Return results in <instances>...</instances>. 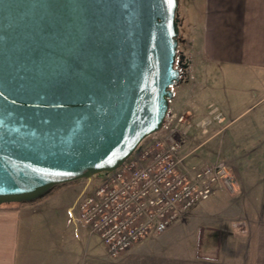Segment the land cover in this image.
I'll use <instances>...</instances> for the list:
<instances>
[{
    "label": "water",
    "instance_id": "water-1",
    "mask_svg": "<svg viewBox=\"0 0 264 264\" xmlns=\"http://www.w3.org/2000/svg\"><path fill=\"white\" fill-rule=\"evenodd\" d=\"M178 0H0V204L118 167L184 71Z\"/></svg>",
    "mask_w": 264,
    "mask_h": 264
},
{
    "label": "crops",
    "instance_id": "crops-1",
    "mask_svg": "<svg viewBox=\"0 0 264 264\" xmlns=\"http://www.w3.org/2000/svg\"><path fill=\"white\" fill-rule=\"evenodd\" d=\"M193 2L196 0L191 3L194 14L186 54L188 79L174 88L169 101V108L184 114L191 125L209 116L201 98L209 92L214 96L218 81L246 76L235 89L245 102L250 91L254 96V89L246 85L264 78V0ZM199 75L215 76L216 89L204 86L196 90L195 85L190 89V80ZM193 133L198 137L203 130L194 129ZM257 139L261 141L254 148L264 149V133ZM226 162L239 191L232 195L220 191L208 205L190 210L197 202L172 222L180 229L188 227L192 235L206 230L200 238L198 233L194 250L185 246L190 252L180 262H174L170 245L165 249L147 244L150 235L116 256L109 255L99 236L74 219L75 212L70 210L73 203L64 206L49 191L31 201L0 204V264H264V170L236 164L232 159ZM169 226L153 234L155 238L165 240L162 235ZM219 227H223L220 233L207 231Z\"/></svg>",
    "mask_w": 264,
    "mask_h": 264
},
{
    "label": "built area",
    "instance_id": "built-area-1",
    "mask_svg": "<svg viewBox=\"0 0 264 264\" xmlns=\"http://www.w3.org/2000/svg\"><path fill=\"white\" fill-rule=\"evenodd\" d=\"M188 127L182 114L169 112L160 128L164 132L144 138L119 167L102 173L90 192L77 196L74 219L96 233L111 256L164 231L217 191H237L224 162L185 163L180 152Z\"/></svg>",
    "mask_w": 264,
    "mask_h": 264
},
{
    "label": "rangeland",
    "instance_id": "rangeland-1",
    "mask_svg": "<svg viewBox=\"0 0 264 264\" xmlns=\"http://www.w3.org/2000/svg\"><path fill=\"white\" fill-rule=\"evenodd\" d=\"M193 1V0H192ZM191 0H178L176 10V18L178 20V60L180 68L184 71L182 80L188 79L187 71L188 60L186 54L190 51L189 32L191 29L190 22L194 11L191 10ZM195 3V2H193ZM197 3V4H196ZM198 5V0H196ZM194 7V6H193ZM185 17V20H184ZM182 25V26H181ZM228 82L218 81L217 89L215 87V76L199 75L194 80H190V89L195 85V89H202L204 86L216 89L214 96L209 92L201 98L203 107L208 111L209 116L199 123L188 122L187 117L179 112L171 109L172 113L182 114L185 117L186 123L189 124L188 131L184 137L180 155L184 157L186 164H204L214 161H222L226 164L229 171V164L226 162L229 159L235 161L239 165H250L259 168L261 172L264 170V149L254 148L255 144L260 142L257 139L259 133H264V78H257L256 84L249 83L246 87L254 89V96L251 91L246 94V101L242 102V94H236L235 89L241 86V80H247L246 76L234 75L227 77ZM240 79V80H238ZM220 80V79H219ZM254 85V87H253ZM183 128V125H182ZM200 128V129H199ZM203 130V133L197 137L193 130ZM165 129L155 131V136H159ZM149 137H147L148 139ZM146 140V139H144ZM143 140V141H144ZM142 141V142H143ZM233 174V173H232ZM99 176L93 175L89 178H83L70 182H64L53 186L49 191L55 194L64 206L74 203L76 196L81 192L91 191L98 183ZM226 195L231 193L222 192ZM219 195V193H218ZM232 195V194H231ZM212 202L211 197L195 204L190 210H199L201 204L208 205ZM73 205V204H72ZM71 209V208H70ZM71 211H74L71 209ZM172 223L169 229L164 233L165 240L155 238L151 234L146 242L147 244H159L162 247L171 246L170 255L176 257L174 262H180L190 252L186 247L194 250V243L197 241L198 233L200 236L206 232L203 229L192 235L187 224H182V227H187V230L179 228ZM210 233L217 234L223 231V227L217 229H208ZM96 236H98L96 234ZM105 246V245H104ZM186 246V247H185ZM202 250L198 251V254ZM163 255L166 256V253ZM164 258V256H162ZM152 262V261H151ZM138 264H152L149 262H140ZM153 264H157L156 262ZM179 264V263H176Z\"/></svg>",
    "mask_w": 264,
    "mask_h": 264
}]
</instances>
